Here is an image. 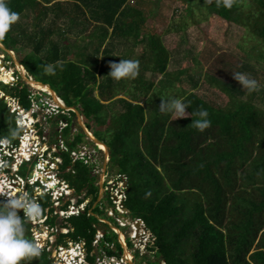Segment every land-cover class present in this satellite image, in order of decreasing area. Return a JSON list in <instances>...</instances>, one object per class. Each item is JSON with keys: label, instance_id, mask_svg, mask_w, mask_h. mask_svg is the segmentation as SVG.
<instances>
[{"label": "trees", "instance_id": "trees-1", "mask_svg": "<svg viewBox=\"0 0 264 264\" xmlns=\"http://www.w3.org/2000/svg\"><path fill=\"white\" fill-rule=\"evenodd\" d=\"M56 1L7 0L9 8L19 13V20L0 39V44L16 54L19 65L33 81L49 86L66 108L75 109L87 131L108 149L109 169L126 179L124 210L132 222L142 221L155 239L148 252L156 250V258L164 264H264V112L240 101L227 86L212 78L208 83L228 95L229 102L225 106L206 103L183 89L178 77L186 72L167 74L169 52L159 37L149 28L144 29L147 20L144 14L128 8L131 0H79L83 6L98 9L99 12L92 15L104 26L107 35L108 30H112V43H125L134 36L135 41L143 45V56L137 59L140 69L168 77V83L156 91L151 83L146 84L143 91L140 88L139 99L130 93L116 95L113 91L122 88L124 83L121 82L128 79H121L117 85L119 80L107 75L110 62L100 63L95 58L60 64L61 49L50 40L60 33L57 22L61 23L66 17L62 11L63 0ZM179 1L191 22H180L168 32L179 34L190 26L217 18L243 30L242 41L251 47L248 51L241 46V50L264 65V0H232L230 8L224 7L222 0ZM51 14L53 17L48 20ZM32 16L34 23L30 25L27 22ZM43 23L47 24L46 30ZM109 50L104 53L109 55ZM46 65L53 66L54 74L46 72ZM247 70V65L240 66L236 73L244 74ZM141 78H135L134 84H142ZM4 79V74L0 73V82L5 83ZM237 83L231 81L230 86L236 87ZM95 90L98 99L93 95ZM29 91L23 84L11 89L0 84V92L18 100L25 112L30 110ZM118 97L124 99L114 101ZM171 97L186 102L189 114L206 110L210 126L200 131L191 124L192 118H198L195 115L174 121L171 113L161 112L162 99ZM148 107L152 110L147 111ZM52 119L56 121L53 144L58 151L54 156L62 161V180L76 197L85 193L77 206L91 199L83 213L67 220L64 230L68 233L57 237L56 247L67 248V240L73 244L83 243L87 263L95 264L96 258L90 255L96 236L102 230L103 237L97 243L99 248L107 259H120L123 250L118 236L108 226L100 224L99 219H106L120 230L118 225L104 215L100 206L92 210L100 191L97 178L93 176V165L71 158V153L79 151L78 147L93 145L74 125L75 114L68 112L49 120ZM24 122L28 125V121ZM59 123L67 125L61 132ZM11 128H17L16 119L0 99V141L17 144L22 132L15 139H9ZM36 128L40 130L39 126ZM59 143H63L66 151H61ZM37 177L46 183L38 173L32 179ZM48 187L53 190L56 185L48 184ZM111 199L106 194L104 201L114 208ZM38 203L42 210L52 208L49 197L38 199ZM52 214L54 211L50 210L46 226L53 230L57 217ZM19 215L23 218V210ZM23 222L26 238L33 239L29 219L25 217ZM126 242L132 248L129 240ZM110 246L115 251H111ZM52 263L51 253L46 250L39 257L21 262Z\"/></svg>", "mask_w": 264, "mask_h": 264}, {"label": "rangeland", "instance_id": "rangeland-1", "mask_svg": "<svg viewBox=\"0 0 264 264\" xmlns=\"http://www.w3.org/2000/svg\"><path fill=\"white\" fill-rule=\"evenodd\" d=\"M137 7L140 9V11H142L143 9H147L146 11H144L145 13H147L149 18V24L147 25L151 28V32L153 33V35L160 38L165 49L172 55H169L171 56V60L169 61L170 64L167 69V74L175 75L177 74V72L179 73V71L186 72L184 76L181 75V77H178V81L181 82L183 89L188 92L194 93L206 103L216 106H225L229 102L228 95L224 94L221 90H219V88L212 86V83H208L210 81V78H212L215 79V81L219 82L221 85L227 86L232 95H234V97L238 98L240 101L248 102L252 104L257 110H261L264 112V65L244 55L240 47L243 46L246 50L249 51L251 44H245L242 41L244 37L243 30L238 29L235 26L226 24L218 20L217 18H213L210 21L199 24L198 26H190L186 31L179 34L174 33V35H167L166 32H168L174 25L178 26L180 25V22H191L190 17H188V14L185 12L184 5L179 0H132L128 3V8L130 10H137ZM27 13L30 14L32 12L28 11ZM52 17V14L49 15L48 20H50ZM33 20L34 17L32 16L30 18V21H28L27 23L33 25ZM63 22L67 24V21ZM65 23L62 24L67 26ZM42 25H44L43 27L46 30L47 24L43 23ZM63 35H65V32L56 33L50 40L52 43L57 44L63 51L61 52L60 50V59H62L60 61V64L70 62L69 57L65 54L69 47L65 44H62V42L66 41V38L63 37ZM82 37L83 36L78 37L76 40L77 42H75L74 38H71V47L68 50H71L74 45H77V48H81V45H78L82 44L79 41H82L84 43L85 38ZM104 42L106 43V41ZM130 43L125 47L121 46L122 50H129L128 52L123 51L122 56H125V59L130 60L140 59L144 53L143 45L136 46L133 49H129L128 47L131 46ZM105 46V49H107V45ZM11 53L13 54L14 58L2 52L0 49V61L5 70H7L2 71V69L0 68V73L4 74L5 84H8L11 81V73H14L16 77L15 79L17 81L15 85H25L24 81L21 78V73L18 70L19 67L15 64V61L17 63L19 62L18 58L15 53ZM23 53H27V51H24ZM18 54L21 57L22 54L20 52H18ZM122 59H124V57ZM244 65H247L248 67V70L244 72V75L247 78L255 79L258 82V87L254 91H249L247 88L242 87L239 82L237 83L236 87L230 86L231 81L233 83L237 82L234 79L233 74H235L239 70L240 66L242 67ZM138 74L142 76V82H145L146 84H153L154 91L161 88L163 86L162 84L166 85L168 83L167 76H156L152 73L146 72L142 74L141 71L138 72ZM187 76L189 78H187ZM194 85H196L195 90H193ZM13 86V84H8V86L6 85V87H8L9 89L13 88ZM26 87L29 88V92L31 95H36L35 102L39 103L40 108L35 113V118H37V120L39 121L38 125L42 126L43 133H46L47 144L49 142V144H51L52 146L55 142L54 134L56 132V121L55 119H52V121H50L49 119L52 116H56L57 114H53L48 105H55V102L48 94L41 93L29 85ZM139 88H141V86ZM113 93L119 95L121 93V89H119L118 91H113ZM128 93L130 92L128 91ZM93 95L96 99H98L97 90L94 91ZM4 96L0 92V97L3 98ZM3 101L7 105V100L3 99ZM55 106L59 107L58 105ZM149 110H152V107H148L147 111ZM29 113H25V116L21 118L17 117V115L15 114L10 115L14 116L16 120L23 121L24 119L27 121L30 119V117L26 116V114ZM187 118H178L176 120ZM172 119H174V117ZM74 125L78 127L77 122H75ZM59 126L60 123L58 124V128ZM76 132L77 130H75L73 133L75 134ZM78 149L79 151L85 150L86 153L89 154V159L91 161L90 165H93L94 169L93 176L97 178V186L100 190L99 198L96 204L93 205L92 210L100 206L104 215L107 218L113 220L120 227V230H113L116 231L120 239L119 244L123 249L122 258L113 260L107 259L105 253L99 248V244H97L103 237L102 230H99L96 236V241L93 244V252L90 255L91 257L96 258L95 264H147L148 262H150L149 264H164L160 259L156 258V250H154L153 252H148V248H153V241L148 233L138 231V233H136L138 235V238L135 241L131 240L132 235L134 234V229H132L131 227L133 222L129 218L128 213L118 205V198L121 194H124L126 185H121L119 183V176H117V171H111L109 169L108 164H106L107 160L105 159L104 154L100 152L99 149L94 148V146H80ZM31 171L32 167L31 165H28L21 169V173L19 176L22 179L27 180L28 175ZM69 171L70 170H67L66 172ZM52 174H54L61 183L64 182L62 180L63 173L60 171V167L56 170V172H52ZM42 177L44 178V180H47V177L45 175H42ZM42 183L44 184L43 181ZM53 184L56 185V183ZM101 185L103 187L102 190L100 188ZM17 191H21V189ZM70 191L71 192H69L68 194L70 195V199H64L60 202V210L64 209L69 204L71 207L69 211L70 215L78 214L76 212L77 210H73L72 207H76L77 202L84 199L85 193H83L80 197H76L71 189ZM13 194L16 193L14 192ZM106 194H108L112 198L111 200L113 205L116 204L115 206H113L114 208H112L106 201H104L106 198ZM0 200L2 201L1 197ZM90 202L91 199L85 200L83 206L78 211L82 212L83 210H85ZM52 207V209L45 210V213H48L50 210H53L55 212L51 215L52 217H57V220L55 221V228L53 229V231H47L45 226L38 225V223L35 222L36 218H29V223L32 226L31 233L33 239L34 236L37 235L36 237L41 242L42 246H45L46 243H48V251H51V260L53 261L52 264H62L63 261L66 260V256H68V253L71 250L72 252L70 254L74 252L75 255L78 254L79 251L74 246V244L68 240V246L67 248H63L64 251L55 249V245L58 240L57 237L59 235H66L68 233L67 230H64V227L67 226V220L69 219L66 218H68L69 215H60L57 206L55 205ZM99 222L102 225L108 226L110 230H112L111 227L114 228V225L108 223V221L104 218H100ZM137 230L138 229H136V231ZM47 238H49L48 242H46ZM127 240H129L132 248H129L127 246ZM123 245L125 248L123 247ZM109 249L111 251H115L112 246H110Z\"/></svg>", "mask_w": 264, "mask_h": 264}, {"label": "built area", "instance_id": "built-area-1", "mask_svg": "<svg viewBox=\"0 0 264 264\" xmlns=\"http://www.w3.org/2000/svg\"><path fill=\"white\" fill-rule=\"evenodd\" d=\"M1 68H2V71H7L2 66V64H1ZM11 74H12V79L8 84L9 85L13 84L14 85L13 87H15L16 86L15 84L17 82L15 79L16 77L14 73H11ZM28 78L30 79V77ZM0 84H3L4 86L6 85L8 86V84H5L3 82H0ZM35 96L36 95L30 94V96L28 97V100L30 102V110L28 112H25L22 109V107L19 105L18 100L11 99L5 96L3 98L0 97L2 100L3 99L7 100V107L9 109L10 114H15L17 115V117L21 118V117H24L25 113L30 112L29 114H26V116H29L31 118L30 120H27L28 125L24 122V120L22 121L23 124L20 123L21 120H16L17 121L16 126H18L22 131V135L18 138L17 144H13L8 140L0 141V197L2 198V201L4 202H6L10 197L18 196L21 193H27L28 196L31 199H34L36 202H38V199L40 198L49 197L51 200L52 206L56 205L57 209H59L58 211L60 215L61 214L63 216L69 215L68 218L66 219H69L71 217H76L80 213L84 212V210L82 212L78 211L81 209L83 205L76 206L77 208L72 207L73 210H77L76 212L78 214L70 215V212H69L71 209L70 205L67 207L66 211H64L63 209L60 210V207H59L60 202L63 201L64 199L66 200L70 199V195L68 194L71 191H70L69 186L65 182L61 183L57 179V177L54 174H52V172H56V170L62 165V161L59 157L54 156L58 154L57 146L55 145L51 146L49 142H48L49 145L47 144L46 133H43L42 126L38 125L39 121L37 120V118H35V113L40 108L39 103L35 102L36 100ZM48 107H50V110L52 111L53 114L66 115V113H68L67 111L61 110L59 107L55 106L54 104L50 106L48 105ZM37 126L40 127V130L36 128ZM66 127H67L66 124L61 123L59 126V132H61ZM41 132H42V135L40 134ZM81 147H84V146H81ZM59 148L63 152L66 151L63 143H59ZM71 158L73 159V161H82L85 165H88V166L91 163L89 159V154L86 153L85 150L78 151L77 153H71ZM28 165H31L32 167V171L30 172V174L32 173L34 175L35 173H38L39 175H45L47 177L46 183L43 184L42 181L40 180L32 182V179H27V180L22 179L19 176L21 173V169ZM53 183H56V189L51 190L48 187V184L52 185ZM119 183L121 185L123 184L125 185L126 179L124 177H119ZM20 189L21 191H17ZM30 191H32V196L30 195ZM14 192L16 194H13ZM118 199H119L118 205L123 208V204L125 203V200H126L125 195L121 194ZM45 210H42L41 208V214L38 217H36L35 222H37L38 225L40 226L42 225L45 226L47 231H53L48 226H46V220L49 217L48 216L49 212L45 213ZM135 224H137V227L134 226ZM131 227L132 229H135V230L138 229L137 233L138 231H142L143 233H148L154 245L155 239L146 230L145 225L142 221L140 220L134 221ZM36 236L37 235L34 236V240L40 245L41 252L43 250H46L48 253H51V251H48L49 249L48 243H46L45 246H42L41 242L37 239ZM137 238H138V235L134 233L132 235L131 240L135 241ZM48 239L49 238L46 239V242H48ZM74 246L79 251L78 254L74 255V252L70 254L72 252L71 250L68 253V256H66V260L63 261L62 264H88L86 260L87 256H86L84 244L83 243L74 244ZM55 249L64 251L63 247L61 246L56 247L55 245Z\"/></svg>", "mask_w": 264, "mask_h": 264}, {"label": "clouds", "instance_id": "clouds-1", "mask_svg": "<svg viewBox=\"0 0 264 264\" xmlns=\"http://www.w3.org/2000/svg\"><path fill=\"white\" fill-rule=\"evenodd\" d=\"M222 2L224 7H232V0H222ZM18 20L19 13L9 8L7 0H0V39L7 35ZM109 67L108 76L114 80L135 78L139 71L138 61L130 59L112 62ZM45 70L52 74L55 71L52 65H46ZM233 77L249 91H254L258 87V82L255 79H249L242 73H235ZM187 108L189 107L186 102L180 98L171 97L162 99L159 110L171 113L174 117L173 120L187 118L189 115L191 117L197 116V119L192 118L191 124L200 131L210 126L211 122L207 118L208 112L206 110L201 109L194 114L192 112L189 114L186 112ZM20 131L19 127L11 128L8 138L15 139ZM20 210L24 212L23 218H36L41 214L40 204L31 199L27 193L10 197L6 202L0 203V264H21L22 261L41 255L40 245L34 239L26 238L23 218L19 215Z\"/></svg>", "mask_w": 264, "mask_h": 264}, {"label": "crops", "instance_id": "crops-1", "mask_svg": "<svg viewBox=\"0 0 264 264\" xmlns=\"http://www.w3.org/2000/svg\"><path fill=\"white\" fill-rule=\"evenodd\" d=\"M71 1H73V4ZM71 1L70 0H63L62 1V3H64V5L62 7L63 15L67 19L66 18L63 19L61 23L57 22L58 27L60 29V33L65 32V35H63V37L66 38V41L62 42V44H65L66 46H68L70 48L71 47L70 46V39L74 38L75 42H77L76 41L77 38L81 37V36H83L82 38H85L84 39L85 44L82 41H79L80 43H82V44L78 45V46L81 45V48H79V47L77 48L76 47L77 45H74L71 48V50H68L69 48L67 49V56L69 57L70 62L76 63L77 61H80L83 59L88 61V60H94L95 58H98L100 63L104 62V61H106L107 63L118 62L123 57H124V59L126 58L125 56H122L124 50H122L121 46L125 47L127 44L130 43V41H131V43H130L131 46L128 47L129 49H133L136 46H141L135 41L134 36H131L129 41L125 42V43H120V42L112 43V39H111L112 30H108V35H107V33L104 32L105 31L104 26H102V24L97 23L96 18L92 15L93 13L99 12L98 9H96L94 7H88L89 5L83 6L82 2H80L79 0H71ZM58 2H59V0L56 1V3H58ZM73 5H77L78 7L76 6L73 8ZM136 9H137V11L144 14V16L147 18L146 24L144 25L145 26L144 29L149 28L151 30V28L147 25V24H149L148 15H147V13L144 12L147 9L142 8L143 9L142 11H140V9L138 7ZM63 21H67V24ZM69 21H70V23H69ZM62 23H65L67 26L63 25ZM166 33H167V35L168 34L174 35L173 32H171V34H170V32H166ZM104 41H106V43ZM105 45H107V49H105L106 48ZM105 50L111 51V52H109V55H106V53H104ZM125 51L128 52L129 50H125ZM96 53H98V55H96ZM169 55H171L170 52H169ZM108 56L110 58L106 59V57H108ZM171 56H169V57H171ZM170 60H171V58H170ZM135 61H137V59H135ZM109 71L110 70H108L107 75H108ZM140 71L142 74L144 73V70L140 69V66H139L138 72H140ZM146 73H150V72H146ZM139 76L140 75L138 74L135 78L142 77V76H140V77ZM135 78H127L128 79L127 82H125V81L121 82V83H124V85L122 86V88H120L121 93L119 95H122L123 93L128 94V91H129L131 96H133L135 99H139V95H140V88L139 87L141 86V88H143L142 89V91H143L144 88L146 87V83L143 82L141 85H140V83L134 84ZM119 83H120V80L116 82L117 85ZM119 99H124V98L118 97L114 101L119 100ZM104 105H108V104L105 103ZM141 105L143 107L145 106V104L143 105V102ZM174 121H176V120H174ZM34 181H39V178L37 177L35 179H32V182H34Z\"/></svg>", "mask_w": 264, "mask_h": 264}, {"label": "water", "instance_id": "water-1", "mask_svg": "<svg viewBox=\"0 0 264 264\" xmlns=\"http://www.w3.org/2000/svg\"><path fill=\"white\" fill-rule=\"evenodd\" d=\"M0 49H1V51L2 52H4V53H6L7 55H9V56H11V57H13L14 58V56H13V54L11 53V52H9V51H7L1 44H0ZM15 64L19 67V68H21V69H23L16 61H15ZM24 70V69H23ZM21 78H22V80L24 81V83H25V85L26 86H28L29 85V83H34V84H36V85H39V86H41V87H44V88H47L48 90H49V92L51 93V95H50V97L53 99V101L55 102V98H58L57 96H56V94L50 89V87L49 86H46V85H43V84H40V83H37V82H35V81H33V79L32 78H28V76L26 75V73H25V70H24V75L22 74L21 75ZM32 81V82H31ZM30 86V85H29ZM58 100V99H57ZM56 105H57V103H56ZM59 108L61 109V110H64V111H67V112H70V113H73V114H75V116H76V122H77V125H78V127L80 128V130L82 131V133L84 134V136L86 137V139H87V141H89L90 143H92L96 148H98V147H100V146H103L104 148H105V152H103V154H104V156H105V159L107 160L106 161V164H109V152H108V149L102 144V143H100L99 141H97L88 131H87V129H86V127H85V125L83 124V119L81 118V116H80V114L75 110V109H68V108H66L65 106L64 107H62V106H59ZM32 177H33V174L31 173L29 176H28V179H32ZM101 190H102V185H101ZM135 227H137V224H135L134 225ZM111 231L112 232H114L117 236H118V234L116 233V231H114L113 229H115V228H113V227H111ZM118 241H120V239H119V236H118ZM123 247H124V245H123ZM125 248V247H124ZM123 250V249H122ZM124 254H125V249H124Z\"/></svg>", "mask_w": 264, "mask_h": 264}, {"label": "bare ground", "instance_id": "bare-ground-1", "mask_svg": "<svg viewBox=\"0 0 264 264\" xmlns=\"http://www.w3.org/2000/svg\"><path fill=\"white\" fill-rule=\"evenodd\" d=\"M19 70V72L21 73V75L23 74L24 75V70L23 69H21V68H19L18 69ZM32 82V81H31ZM29 85L32 87V88H34V89H36L37 91H39V92H41V93H44V94H48L49 96L51 95V93L49 92V90L47 89V88H44V87H41V86H39V85H36V84H34L33 82L32 83H29ZM58 98H55V105H56V103H57V105L58 106H62V107H64V105H63V103L58 99ZM31 119V118H30ZM29 119V120H30ZM98 149L101 151V152H105L106 150H105V148L103 147V146H100V147H98ZM37 174V173H36ZM123 227V226H122ZM134 233H135V230H134ZM122 243H123V241H122ZM66 254V253H65ZM74 255H75V253H74Z\"/></svg>", "mask_w": 264, "mask_h": 264}]
</instances>
